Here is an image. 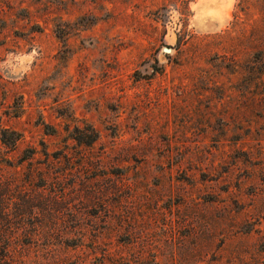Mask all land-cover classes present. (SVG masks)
<instances>
[{
  "label": "rangeland",
  "instance_id": "374dc122",
  "mask_svg": "<svg viewBox=\"0 0 264 264\" xmlns=\"http://www.w3.org/2000/svg\"><path fill=\"white\" fill-rule=\"evenodd\" d=\"M3 129L0 264H264L263 0H0Z\"/></svg>",
  "mask_w": 264,
  "mask_h": 264
},
{
  "label": "trees",
  "instance_id": "16d2710c",
  "mask_svg": "<svg viewBox=\"0 0 264 264\" xmlns=\"http://www.w3.org/2000/svg\"><path fill=\"white\" fill-rule=\"evenodd\" d=\"M264 1V0H263ZM7 137V138H6ZM18 138H19V134L17 133V132H15V131H6V129H3L2 131H1V134H0V141H1V143H3L7 148H8V150H11L13 147H14V145H15V143H16V141L18 140ZM4 165H6L7 167H11V166H13V164H12V162H10L9 160H7L5 157H4V155H0V171H1V167L2 166H4ZM29 174V173H28ZM28 176L29 175H27V178H28ZM14 181H15V179H14V177L13 176H3L2 174H1V172H0V184H2V186L4 185V187H6V184H9V186L10 185H12L13 183H14ZM3 182V183H2ZM1 186V185H0ZM1 188V187H0ZM27 201H29V200H25V202H27ZM26 204V203H25ZM27 206H29V205H27ZM5 206H4V204L2 203V201H1V199H0V212L1 213H4V212H2L3 211V209L5 210ZM26 209V208H25ZM10 240L11 239H9L8 237H6L4 240H3V242L2 243H4L5 245L3 246V249H6L7 250V246L9 245V244H7V243H9L10 242Z\"/></svg>",
  "mask_w": 264,
  "mask_h": 264
},
{
  "label": "bare ground",
  "instance_id": "6f19581e",
  "mask_svg": "<svg viewBox=\"0 0 264 264\" xmlns=\"http://www.w3.org/2000/svg\"><path fill=\"white\" fill-rule=\"evenodd\" d=\"M209 22V21H208ZM211 23V22H210Z\"/></svg>",
  "mask_w": 264,
  "mask_h": 264
}]
</instances>
